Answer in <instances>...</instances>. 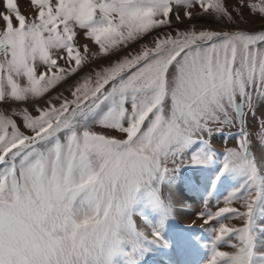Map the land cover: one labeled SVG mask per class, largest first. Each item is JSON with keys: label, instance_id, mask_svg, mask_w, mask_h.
<instances>
[{"label": "snow or ice", "instance_id": "obj_1", "mask_svg": "<svg viewBox=\"0 0 264 264\" xmlns=\"http://www.w3.org/2000/svg\"><path fill=\"white\" fill-rule=\"evenodd\" d=\"M30 3V17L16 0L0 11V104L37 105L35 115L0 110V264H149L203 249L204 264H264V136L257 157L246 131L264 109V30L173 26L197 6L231 21L224 0ZM246 6L264 16V0ZM163 28L175 34L120 55ZM90 54L116 59L81 76ZM73 77L70 99L39 106ZM225 127L238 128V143L217 153L210 141ZM230 179L225 206L198 213L218 225L208 244L174 227V184L207 191ZM233 218L241 223L223 222Z\"/></svg>", "mask_w": 264, "mask_h": 264}, {"label": "rangeland", "instance_id": "obj_2", "mask_svg": "<svg viewBox=\"0 0 264 264\" xmlns=\"http://www.w3.org/2000/svg\"><path fill=\"white\" fill-rule=\"evenodd\" d=\"M21 12L25 16L33 15V7L30 3V0H16ZM249 2H258V0H244V6H241V0H224V3L231 13L233 19L229 21L228 19L221 20L219 17L215 19H210L208 17H201L199 15L200 9L199 7H195L190 9L193 12L195 19L189 22L186 18L183 24L179 23L176 20V16L172 15V23L175 28H179V30L184 31L187 27H190L192 24L196 25L197 30L201 28V26L206 28H211L216 31H235L241 30L246 32H257L260 30H264V16L259 13H253L246 5ZM4 10V0H0V11ZM174 11H178L180 15L183 17L184 9H174ZM172 32L173 28H163L157 31H154L151 35L147 36L143 41L139 44H135L132 48L126 49L120 53V55H126L130 51H138L141 44H151L153 39L157 36H163L165 33ZM79 43L82 45L84 43L89 44L90 53L98 51L97 46L92 44L90 41H86L83 38L80 39ZM116 59V57H108L107 59L99 56H91L88 62V66L83 69V72L80 75H84L85 73H92L96 70H99L102 66L108 64L111 60ZM63 64V61H60ZM78 77H73L67 81V83L61 85L56 88L50 94L46 95L44 98L38 101L39 106L44 107L47 105L48 100H52L53 103L59 104L62 102L63 98H71V90L73 85L76 82ZM36 103L29 101L25 103H16L9 104L3 103L0 104V110L5 111L8 114H11L13 110L21 111L22 109H27L33 115L37 114L35 111ZM264 109L257 110L255 113V118L252 117L251 114L247 117V126L246 131L250 133V140L252 141L254 153L259 156V147L261 146L262 136H264ZM17 120V123L20 125L21 130L31 134L27 129L23 127L22 120L19 116H14ZM100 131L101 129H95ZM111 131V130H109ZM238 128L237 127H225L223 132L217 133L214 138L211 139V146L216 150L217 153H223L226 148L236 147L238 143ZM209 168L214 167L213 165H209ZM211 171L209 170H201L200 172H196L193 170H185V177H192L197 180L203 177H207L211 175ZM234 181L231 179L226 181L222 185H218L217 187H209L207 191H205L203 185L199 187L198 190L193 191L187 183H180L179 187L183 189L181 193L176 185L174 184L171 188L173 198L177 202V212L175 216V226H186L191 229V234L194 236L201 237V245H206L210 242V238L212 236L211 229L213 227H217L216 221H210L205 223L206 217L201 218L198 216L199 212H215L219 207L225 206V197L228 195V192L231 190V187L234 186ZM233 207H240L238 202H233ZM136 221L138 226L142 229L149 231L145 224L142 221V218L137 216ZM224 223L229 225H239L241 221L239 219L233 218L224 220ZM230 250V249H224ZM207 249H203L197 252L195 257H189L179 252H170L167 255L163 253L155 254L152 258L149 259V264H183V262L187 259H194L198 262V264H204V260L202 257L205 255Z\"/></svg>", "mask_w": 264, "mask_h": 264}]
</instances>
